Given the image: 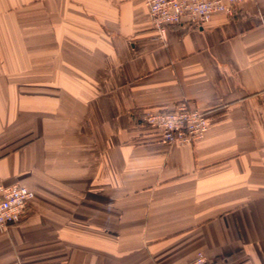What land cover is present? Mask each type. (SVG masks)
<instances>
[{"label": "crops", "instance_id": "crops-1", "mask_svg": "<svg viewBox=\"0 0 264 264\" xmlns=\"http://www.w3.org/2000/svg\"><path fill=\"white\" fill-rule=\"evenodd\" d=\"M207 132L168 146L148 110ZM34 197L0 264H264V0L204 27L144 0H0V185Z\"/></svg>", "mask_w": 264, "mask_h": 264}, {"label": "built area", "instance_id": "built-area-1", "mask_svg": "<svg viewBox=\"0 0 264 264\" xmlns=\"http://www.w3.org/2000/svg\"><path fill=\"white\" fill-rule=\"evenodd\" d=\"M245 0H144L151 26L158 38L165 41L167 28L181 25L186 19L192 27H204L212 16L232 17L234 8ZM143 123L159 133L168 145L190 146L204 138L207 123L204 114L187 101L169 109L148 110L142 115ZM34 193L25 186L0 185V231L22 222ZM189 264H206L201 253Z\"/></svg>", "mask_w": 264, "mask_h": 264}]
</instances>
